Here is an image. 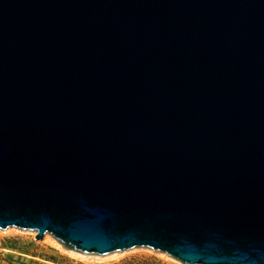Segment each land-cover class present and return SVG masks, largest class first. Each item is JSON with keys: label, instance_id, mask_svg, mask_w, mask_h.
<instances>
[{"label": "water", "instance_id": "obj_1", "mask_svg": "<svg viewBox=\"0 0 264 264\" xmlns=\"http://www.w3.org/2000/svg\"><path fill=\"white\" fill-rule=\"evenodd\" d=\"M8 228L264 264V0H0Z\"/></svg>", "mask_w": 264, "mask_h": 264}, {"label": "rangeland", "instance_id": "obj_2", "mask_svg": "<svg viewBox=\"0 0 264 264\" xmlns=\"http://www.w3.org/2000/svg\"><path fill=\"white\" fill-rule=\"evenodd\" d=\"M35 235L15 228L0 230V264H180L165 253L141 247L87 259L68 253L49 235L40 240Z\"/></svg>", "mask_w": 264, "mask_h": 264}, {"label": "bare ground", "instance_id": "obj_3", "mask_svg": "<svg viewBox=\"0 0 264 264\" xmlns=\"http://www.w3.org/2000/svg\"><path fill=\"white\" fill-rule=\"evenodd\" d=\"M46 238L48 239V240H50L51 238H49V237H47L46 236ZM52 241V240H51ZM53 242V241H52ZM55 244H57L58 245V243H55ZM60 246V245H59ZM67 252L68 253H71V254H73V255H78V256H80V257H82V258H92V259H96V260H99V259H101L100 257H97V256H88V255H82V254H80V253H77V252H74V251H71V250H67ZM117 255V254H116Z\"/></svg>", "mask_w": 264, "mask_h": 264}]
</instances>
